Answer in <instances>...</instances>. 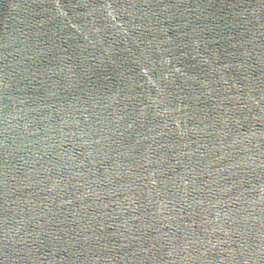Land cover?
<instances>
[{
  "label": "water",
  "instance_id": "obj_1",
  "mask_svg": "<svg viewBox=\"0 0 264 264\" xmlns=\"http://www.w3.org/2000/svg\"><path fill=\"white\" fill-rule=\"evenodd\" d=\"M0 264H264V0H0Z\"/></svg>",
  "mask_w": 264,
  "mask_h": 264
}]
</instances>
